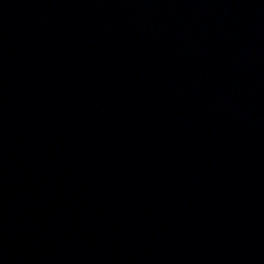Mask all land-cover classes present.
Returning a JSON list of instances; mask_svg holds the SVG:
<instances>
[{
	"label": "water",
	"instance_id": "water-1",
	"mask_svg": "<svg viewBox=\"0 0 264 264\" xmlns=\"http://www.w3.org/2000/svg\"><path fill=\"white\" fill-rule=\"evenodd\" d=\"M0 264H264V0H0Z\"/></svg>",
	"mask_w": 264,
	"mask_h": 264
}]
</instances>
